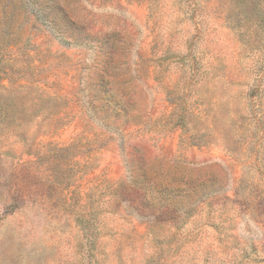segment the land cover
<instances>
[{"label": "rangeland", "instance_id": "1", "mask_svg": "<svg viewBox=\"0 0 264 264\" xmlns=\"http://www.w3.org/2000/svg\"><path fill=\"white\" fill-rule=\"evenodd\" d=\"M0 264H264V0H0Z\"/></svg>", "mask_w": 264, "mask_h": 264}, {"label": "trees", "instance_id": "2", "mask_svg": "<svg viewBox=\"0 0 264 264\" xmlns=\"http://www.w3.org/2000/svg\"><path fill=\"white\" fill-rule=\"evenodd\" d=\"M175 115H176V117H175V119H174V126L175 127H178V126H183V123H184V117L180 114H176V112H175Z\"/></svg>", "mask_w": 264, "mask_h": 264}]
</instances>
